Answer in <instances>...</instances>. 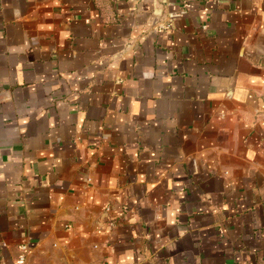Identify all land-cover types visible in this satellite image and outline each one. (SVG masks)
Returning <instances> with one entry per match:
<instances>
[{"label": "crops", "instance_id": "0c3cea01", "mask_svg": "<svg viewBox=\"0 0 264 264\" xmlns=\"http://www.w3.org/2000/svg\"><path fill=\"white\" fill-rule=\"evenodd\" d=\"M21 256L264 264V0H0V264Z\"/></svg>", "mask_w": 264, "mask_h": 264}, {"label": "built area", "instance_id": "2783aa9c", "mask_svg": "<svg viewBox=\"0 0 264 264\" xmlns=\"http://www.w3.org/2000/svg\"><path fill=\"white\" fill-rule=\"evenodd\" d=\"M22 249L26 250L27 246L26 245L22 246ZM25 259H26L25 256H21L20 259H19V263L22 264L25 261Z\"/></svg>", "mask_w": 264, "mask_h": 264}]
</instances>
